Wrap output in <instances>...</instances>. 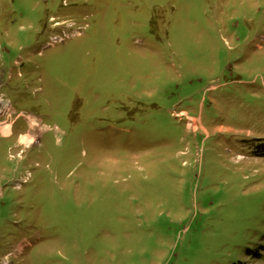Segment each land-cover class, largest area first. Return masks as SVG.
<instances>
[{
    "label": "rangeland",
    "instance_id": "374dc122",
    "mask_svg": "<svg viewBox=\"0 0 264 264\" xmlns=\"http://www.w3.org/2000/svg\"><path fill=\"white\" fill-rule=\"evenodd\" d=\"M264 264V0H0V264Z\"/></svg>",
    "mask_w": 264,
    "mask_h": 264
},
{
    "label": "trees",
    "instance_id": "16d2710c",
    "mask_svg": "<svg viewBox=\"0 0 264 264\" xmlns=\"http://www.w3.org/2000/svg\"><path fill=\"white\" fill-rule=\"evenodd\" d=\"M236 264H244V263H241V262H240V263H236Z\"/></svg>",
    "mask_w": 264,
    "mask_h": 264
}]
</instances>
